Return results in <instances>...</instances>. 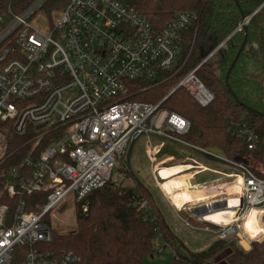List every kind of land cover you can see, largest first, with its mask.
Returning a JSON list of instances; mask_svg holds the SVG:
<instances>
[{
    "label": "built area",
    "instance_id": "built-area-1",
    "mask_svg": "<svg viewBox=\"0 0 264 264\" xmlns=\"http://www.w3.org/2000/svg\"><path fill=\"white\" fill-rule=\"evenodd\" d=\"M0 12V264H11L14 249L49 241L51 228L43 221L71 195L74 202L104 185L117 159L123 161L140 136L157 134L194 151L225 160L240 176L238 204L225 223L195 215L217 239L240 231V224L255 209L264 235V175L254 165L252 150L257 134L242 118L231 132L246 144V153L228 160L198 148L182 135L189 120L152 104L131 100L132 88L157 83L159 74L176 73L183 49L182 31L192 12H177L160 29L135 6L122 0H3ZM240 27V26H238ZM211 50L204 62L219 47ZM199 64L185 73L170 92L182 87L199 105L212 93L195 75ZM30 134L24 154L9 164L8 134ZM49 142L40 146L41 140ZM164 142L148 153L150 163ZM39 146V147H38ZM192 169L203 170L197 163ZM160 188L166 181L156 168ZM38 197L30 207L19 200L14 208L1 199L18 195ZM42 201H37L41 199ZM44 198V199H43ZM240 199L242 205L240 206ZM226 200V199H225ZM222 201V200H213ZM210 202H204L209 211ZM65 206L62 205L61 208ZM144 207V203H140ZM226 206L228 203L226 200ZM81 210H87L86 203ZM192 226L189 222H186ZM158 250V249H157ZM22 264H79L71 253L53 257L31 250Z\"/></svg>",
    "mask_w": 264,
    "mask_h": 264
},
{
    "label": "trees",
    "instance_id": "trees-1",
    "mask_svg": "<svg viewBox=\"0 0 264 264\" xmlns=\"http://www.w3.org/2000/svg\"><path fill=\"white\" fill-rule=\"evenodd\" d=\"M122 1L135 6L157 29L177 12L187 11L195 15L182 31L180 69L174 74H159L157 83L144 90H141L143 84H137L129 98L152 104L162 100L161 108L189 120V130L182 135L184 140L200 149L217 147L228 160H235L247 151L245 142L230 130L231 123L242 118L257 134L252 156L261 165L264 175V0ZM3 4L0 0V12ZM255 10L245 32L238 29L241 16H250ZM219 44L212 56L202 62ZM238 50V57L226 78ZM198 64L195 75L213 95L204 106L182 87L170 93L180 78ZM30 139L31 135L27 133L8 134V149L14 152L7 157L9 164L18 162ZM48 140V137L43 138L40 146ZM201 153L213 162L228 164L208 153ZM115 172L121 176L119 181L111 176L104 185L89 191L83 201L75 203L73 230L61 232L50 227L49 241L16 247L11 264H22L31 250L47 252L53 257L71 253L79 259V264H140L145 256L152 255L158 235L165 243L173 242L175 234L149 189L131 171L127 159L121 166L114 167L112 175ZM36 199L35 195L23 194L1 201L12 209L19 200H26L30 207ZM37 201H42V197ZM83 202L87 205L85 212L81 210ZM140 203L145 206L141 207ZM43 221L49 225L47 214ZM259 231L248 234L255 236ZM179 248L186 253L180 252ZM179 248L174 249L172 259L164 264H216L219 260L227 264H264V235L261 241L252 240L247 251L238 245L235 237L215 239L206 249L196 252L189 251L181 242Z\"/></svg>",
    "mask_w": 264,
    "mask_h": 264
},
{
    "label": "rangeland",
    "instance_id": "rangeland-1",
    "mask_svg": "<svg viewBox=\"0 0 264 264\" xmlns=\"http://www.w3.org/2000/svg\"><path fill=\"white\" fill-rule=\"evenodd\" d=\"M221 45V44H219ZM164 142V147L162 150L160 149L157 153V158H161L167 154H177L179 151L183 155H189L193 160H197L198 162H202L203 164L214 167L221 171H229L232 167L228 164L219 162L221 164L211 163L207 160L206 157L202 156L200 153L194 152L191 148L187 146L181 145L176 142L168 141L160 135L157 134H149L148 136H140L136 139L127 152V164L130 167L131 171L137 176V178L146 185L151 194L153 195L158 207L161 210L165 220L167 221L170 229L175 234V239L173 242L165 243L160 235H158L154 241V247L159 251L155 250L152 253V257L145 256L140 264H164L167 261H170L173 256L174 249L179 248V242H181L189 251L196 252L206 249L208 245L216 239L213 231L206 230L203 228H199L196 226H190L186 223L185 220H188L190 223L194 225H205L202 223H197L194 218L186 215L181 212L180 216L177 215L174 211H172L171 206L167 203L164 194L168 192V188H165L163 191L158 189L156 185L155 178L151 171L150 159L148 157V153L152 154L151 149L155 147L159 142ZM186 150V151H182ZM181 159L177 158L173 163L180 162ZM124 161L122 159H117L116 166H121ZM254 165H259L256 161L253 163ZM180 165V164H176ZM182 165V164H181ZM185 171V168L179 170L178 172ZM236 172V171H235ZM173 174L168 172L163 176L159 173L161 178L167 177L166 175ZM187 175V174H183ZM181 176L176 179H180ZM112 179L115 181H119L121 176L118 172H115L112 175ZM215 179L221 180L226 179L225 176L212 173L209 171H200L196 177L195 181H199L202 184L214 181ZM228 180V179H227ZM227 180L219 181L218 183H211L204 187H208L211 185H220L226 182ZM194 181V182H195ZM122 182H128V180H123ZM185 185L189 184V180L184 183ZM65 206L61 208L62 205ZM180 205L181 203L178 202ZM61 206L53 209L49 213V226L61 232L71 231L75 228V212H76V204L71 195H69L62 203ZM255 214L258 213L254 210ZM253 212V214H254ZM262 214H257V222H259V217L261 218ZM208 225V224H206ZM232 237V236H231ZM179 251L182 253H186L183 248H179Z\"/></svg>",
    "mask_w": 264,
    "mask_h": 264
},
{
    "label": "crops",
    "instance_id": "crops-1",
    "mask_svg": "<svg viewBox=\"0 0 264 264\" xmlns=\"http://www.w3.org/2000/svg\"><path fill=\"white\" fill-rule=\"evenodd\" d=\"M159 144V143H158ZM157 145V144H156ZM182 145V144H181ZM164 147V144L161 146V150H162V148ZM182 151H186V150H182ZM194 152H196V153H200L201 155H202V153L201 152H198V151H194ZM223 154V153H222ZM203 156V155H202ZM224 156V155H223ZM156 158H155V160H156V163L155 164H150V166H151V171H152V174H153V169H155V168H157V169H159V168H162V167H164V166H170V165H176V164H181V163H190L191 165H193V163H197V164H200L201 166H203V170H196V169H192V168H190V167H185V171L183 170V171H181V172H178L179 170H181V169H183V167H181V168H177V167H166V168H163L162 170H160V173L163 175V176H165V174L166 173H168V172H171V173H173V174H169V175H166L168 178H164L166 181L168 180V179H170V182H174V181H176L177 179V177H179V176H186L185 178H188V180H189V184H187V185H185L184 184V186L183 187H181L180 186V190L176 193V194H174V195H172L171 196V198H173L175 201H176V205L177 206H174L173 204H172V202L170 201V199L168 198V194L167 193H163L164 194V197H165V199H166V201H167V203L171 206V209H172V211H174L175 213H177V215H180V216H182L181 215V212H183V213H185L186 215H190L192 218H194V220L196 221V219H195V215L191 212V209L193 208V207H196V206H199L200 204H203L204 202H210L211 200L213 201V200H225L228 196L227 195H225L224 193H220V195L221 196H219V194H216V195H210V196H207V197H203V198H199V199H197V200H194V201H187V202H183V200H182V198H184V197H193V198H195V197H198V196H201V195H204V194H208V193H210L211 191H213V190H216L217 188H220L221 186H218V187H214V185H216V184H214V185H211V186H208V187H204V186H206V185H209V184H211V183H218L219 181H222V180H227V179H229L227 176L229 175V174H236V169L233 167V166H231L230 164H228V165H230L231 167H232V169L231 170H229V171H221V170H219V169H216V168H214V167H210V166H207V165H205V164H203L202 162H198L197 160H193L189 155H183L182 153H181V151H179L177 154H172V153H170V154H167V155H165V156H163V157H159V158H157V155L155 156ZM177 158H180L181 159V161L180 162H177V163H173L172 161H174L175 159H177ZM217 158V157H216ZM218 160H220L219 158H217ZM208 161H210L211 163H216V162H213V161H211L210 159H207ZM222 163H225V162H223L222 161ZM218 164H221V163H219L218 162ZM225 164H227V163H225ZM259 164V163H258ZM257 166H259L260 167V169L262 170V167H261V165L259 164V165H257ZM200 171H209V172H212V173H216V174H219V175H222V176H225V178L226 179H221V180H218V179H215L214 181H211V182H208V183H205V184H202L201 185V183L199 182V181H195L194 180V178L196 177V175L200 172ZM262 172H263V170H262ZM183 174H187V175H183ZM154 176V175H153ZM155 178V177H154ZM187 180V181H188ZM155 181H156V185H157V187H158V189H160V191L162 190H164L163 188H160L159 187V185H158V181H157V179L155 178ZM195 181V182H194ZM169 182V181H168ZM186 182V181H185ZM225 184H227V182H224L223 184H220V185H225ZM202 187H204V188H202ZM210 187H213V188H210ZM190 188H202V189H199V190H192V189H190ZM194 195V196H193ZM231 195H232V193H231ZM210 198V199H209ZM202 199V200H201ZM204 201V202H203ZM178 202H180L181 204L179 205L178 204ZM230 205H232L231 204V202H230ZM231 208V207H230ZM230 208H228L227 210H225V211H223V212H221V213H216V214H211V215H207L208 217H210V218H212V219H214V220H216L217 222H222V221H225L227 218H229L230 216V214H232L233 212H230L229 211V209ZM160 209V208H159ZM161 211V210H160ZM257 214L258 213H256L255 214V212H254V214H253V216L256 218V219H258L257 218ZM189 216V217H190ZM206 216V217H207ZM182 217H184V216H182ZM205 217V218H206ZM225 217V218H224ZM186 222H189L188 220H185ZM197 222V221H196ZM190 223V222H189ZM197 223H199V222H197ZM243 223V222H242ZM242 223L240 224V231H236V233L237 232H239V233H241L242 234V236H243V238H245V240H247L248 242H250L251 243V241L252 240H254V239H257V237L256 236H251V235H249L248 233H247V231H245V229L243 228V225H242ZM192 226H196V227H199V228H203V229H206V230H210V231H212L211 229H207L205 226L206 225H194V224H192V223H190ZM202 224H204V223H202ZM261 226V225H260ZM214 233V232H213ZM236 233L232 236V237H235L236 238ZM215 234V233H214ZM215 237H216V235H215ZM216 239H217V237H216ZM259 239V238H258ZM214 241V240H213ZM155 250H157L156 249V247H154V251ZM158 251H159V247H158ZM150 257H152V255L150 256Z\"/></svg>",
    "mask_w": 264,
    "mask_h": 264
},
{
    "label": "bare ground",
    "instance_id": "bare-ground-1",
    "mask_svg": "<svg viewBox=\"0 0 264 264\" xmlns=\"http://www.w3.org/2000/svg\"><path fill=\"white\" fill-rule=\"evenodd\" d=\"M181 164L180 165L164 166V167L159 168V169L156 168V171H157V173L159 175L160 170H162L163 168H166V167H174V168L175 167H177V168L190 167L191 168V164L190 163H181ZM185 177L186 176H181L180 179H177L174 182H170V179H168L167 181H165L162 184L163 189H165V188H168L169 189L168 192H167L168 198L170 199V201L172 202V204L174 206H177L176 205V201L173 198H171V196L174 195V194H176L181 189L180 186L181 187L184 186L185 181L188 180V178H185ZM165 178H168V177H165ZM226 182H227V184H225V185H214L215 188L218 187V186H221V187L220 188H217L216 190L211 191L208 194L206 193L204 195H201V196H198V197H195V198H193V197L192 198L191 197H184V198H182V200H183V202L194 201V200H197L199 198L207 197V196H210V195L219 194V196H221L220 193H224L225 195L228 196L226 198L227 203H228V207H225V208H222V209H217V210L209 211V212H207V213H205L203 215V219L207 220L208 222H212V223H225V222H227L229 220L230 217L227 218L225 221L217 222L216 220L208 217L207 215H211V214L213 215V214H216V213H221V212L227 210L230 207L231 208L229 209V211L230 212H233L232 211V207H234L236 204H238V198H237V196L236 195H231V193L232 194H236V193L239 192V190H240V183H241L240 176L239 175H236V176L232 177V179H228ZM202 188H204V187H202ZM202 188H190V189H192V190H199V189H202ZM210 188H213V187H210ZM230 202H231L232 205H230ZM254 210L255 209H253V210H251L249 212V214L244 218L243 223H242L243 228L245 229V231H247V233L248 232L249 233H254V232H257L260 229V223L257 222V219L253 216Z\"/></svg>",
    "mask_w": 264,
    "mask_h": 264
},
{
    "label": "water",
    "instance_id": "water-1",
    "mask_svg": "<svg viewBox=\"0 0 264 264\" xmlns=\"http://www.w3.org/2000/svg\"><path fill=\"white\" fill-rule=\"evenodd\" d=\"M256 11H257V10H255L250 16L242 15V16H241V22H240V24H239L240 27H238V29H239V28H242V29L244 30V32H245V30H246V24H247L249 18H250V17H251ZM227 38H228V37H227ZM227 38H226V39H227ZM226 39H225V40H226ZM243 42H244V40H243ZM242 46H243V44L241 45V48H242ZM241 48H240V49H241ZM239 51H240V50L237 51L235 57L233 58V60H232V62H231V64H230V66H229V69H228L227 74H226V78H227V75H228L230 69L232 68V66L234 65V63H235V61H236V59H237V57H238ZM230 92H231V91H230ZM170 93H171V92H170ZM231 95H232V97L235 99V101H236L237 103H240V101L235 97V95H234L232 92H231ZM248 109H250V111H254V110L251 109V108H248ZM258 114H259V115H263L261 112H258ZM209 153L215 154V155H217L218 157H222V155H223L222 152H221V150H220L219 148H217V147H211V148H209ZM208 205H209L211 211H212V210H217V209H222V208L227 207V206H226V200H222V201H220V202H219V201H212V202H211L210 204H208ZM241 205H242V199H240V206H241ZM191 212H192L194 215H204L205 213L208 212V210H207V208H206V204H200L199 206L193 207V208L191 209ZM236 238H237L238 245H239L244 251H247V250L250 249V242H248L247 240H245V238H243V236H242L241 233L237 232V233H236ZM262 238H263V237L259 238L258 241H261ZM216 264H227V262H225L224 260H219L218 262H216Z\"/></svg>",
    "mask_w": 264,
    "mask_h": 264
}]
</instances>
